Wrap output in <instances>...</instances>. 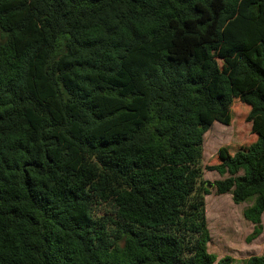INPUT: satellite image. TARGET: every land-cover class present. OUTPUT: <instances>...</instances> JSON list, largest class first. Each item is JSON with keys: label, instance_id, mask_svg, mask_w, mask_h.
<instances>
[{"label": "trees", "instance_id": "trees-1", "mask_svg": "<svg viewBox=\"0 0 264 264\" xmlns=\"http://www.w3.org/2000/svg\"><path fill=\"white\" fill-rule=\"evenodd\" d=\"M234 97L257 138L209 183L202 137ZM211 187L257 195L259 236L264 0H0V264H230L206 249Z\"/></svg>", "mask_w": 264, "mask_h": 264}, {"label": "rangeland", "instance_id": "rangeland-1", "mask_svg": "<svg viewBox=\"0 0 264 264\" xmlns=\"http://www.w3.org/2000/svg\"><path fill=\"white\" fill-rule=\"evenodd\" d=\"M257 44H249L245 51L248 55L257 54ZM215 60L220 71L229 76L231 86L237 91H243L254 85V80L246 76L240 82L233 76L236 53H231L229 47L220 46L215 50ZM250 106L234 97L223 111L227 115V122L214 120L202 137V178L209 183L223 180L226 177L242 174L238 170L231 175L226 168L222 172L207 169L232 157L239 151H245L252 144L257 134L254 119L247 118ZM257 195H248L238 203H234L231 193L218 194L215 187H211L209 194L204 196L206 225L209 231L207 252L217 258L229 257L230 264H244L249 256L264 255V211L261 215L262 232L259 236L246 241V236L252 230V223L245 219L246 210L256 202ZM115 217H121L120 211H112Z\"/></svg>", "mask_w": 264, "mask_h": 264}]
</instances>
